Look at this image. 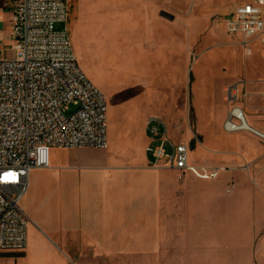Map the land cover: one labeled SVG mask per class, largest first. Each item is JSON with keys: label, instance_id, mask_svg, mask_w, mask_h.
<instances>
[{"label": "crops", "instance_id": "1", "mask_svg": "<svg viewBox=\"0 0 264 264\" xmlns=\"http://www.w3.org/2000/svg\"><path fill=\"white\" fill-rule=\"evenodd\" d=\"M129 115L143 134L140 146L117 154L109 141L106 149L55 147L51 166L32 170L22 206L39 230V255L28 236L25 264L47 260L48 250L54 264H85L96 254L150 256L152 264H264V128L247 118L249 128L231 133L223 123L217 160L248 166L224 173L223 188L221 173L201 179L152 166L147 115L122 112ZM190 162L209 166L191 153ZM238 177L249 190L239 188Z\"/></svg>", "mask_w": 264, "mask_h": 264}, {"label": "rangeland", "instance_id": "2", "mask_svg": "<svg viewBox=\"0 0 264 264\" xmlns=\"http://www.w3.org/2000/svg\"><path fill=\"white\" fill-rule=\"evenodd\" d=\"M4 1L0 0V44H12V9L3 7ZM68 1V23H57L56 29L68 30L80 66L106 97L109 151L117 154L127 145L140 146L143 134L136 133L131 115L123 118L122 112H145L147 118L163 119L174 141L189 145L193 162L220 168L223 188L224 173L248 167L242 161L216 158L217 140L227 134L223 123L234 105L228 97L232 89L249 122L264 128V44L253 42L249 54L242 36L226 29V16L245 0ZM259 166L264 171V164ZM233 183L228 182L232 189ZM237 184L249 190L242 177ZM28 230L39 255V230L31 220ZM11 253L0 250V264H25V256ZM48 254L42 261L35 256L37 264H54L52 251ZM85 264L152 262L150 256L96 254Z\"/></svg>", "mask_w": 264, "mask_h": 264}, {"label": "built area", "instance_id": "3", "mask_svg": "<svg viewBox=\"0 0 264 264\" xmlns=\"http://www.w3.org/2000/svg\"><path fill=\"white\" fill-rule=\"evenodd\" d=\"M3 7L12 9L13 43L0 44V250L23 252L30 220L22 201L32 170L49 168L55 147L106 149L107 102L80 66L68 30L56 29L68 23V0H5ZM226 29L241 35L251 54L250 44H264V0L236 4ZM228 97L234 105L225 130L247 129L236 91ZM147 131L152 166L201 179L218 176L220 168L190 162L189 145L174 141L160 117L148 118Z\"/></svg>", "mask_w": 264, "mask_h": 264}, {"label": "bare ground", "instance_id": "4", "mask_svg": "<svg viewBox=\"0 0 264 264\" xmlns=\"http://www.w3.org/2000/svg\"><path fill=\"white\" fill-rule=\"evenodd\" d=\"M115 26V25H114ZM243 110V109H242ZM243 116H244V119H245V127L246 128H249L250 126H249V123H248V120H247V117L245 116V113L243 112ZM244 197V196H243ZM218 201V200H217ZM219 204V203H218ZM224 205V204H223ZM217 206V205H216ZM219 207V206H218ZM249 207V206H248ZM223 209V208H222ZM222 209H220V210H222ZM243 209V208H242ZM224 210V209H223ZM209 212V211H208ZM229 214V213H228ZM66 216V215H65ZM218 219V218H217ZM198 256H199V254H198ZM196 257V256H195ZM200 257V256H199ZM218 259V258H217ZM220 260V259H219ZM196 261V260H195ZM192 262H194V261H192Z\"/></svg>", "mask_w": 264, "mask_h": 264}, {"label": "water", "instance_id": "5", "mask_svg": "<svg viewBox=\"0 0 264 264\" xmlns=\"http://www.w3.org/2000/svg\"><path fill=\"white\" fill-rule=\"evenodd\" d=\"M12 256H15V257H22L24 256V252H12L11 253Z\"/></svg>", "mask_w": 264, "mask_h": 264}]
</instances>
